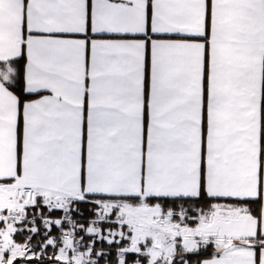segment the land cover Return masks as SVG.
I'll return each mask as SVG.
<instances>
[{
  "label": "snow or ice",
  "instance_id": "1",
  "mask_svg": "<svg viewBox=\"0 0 264 264\" xmlns=\"http://www.w3.org/2000/svg\"><path fill=\"white\" fill-rule=\"evenodd\" d=\"M0 264H264V0H0Z\"/></svg>",
  "mask_w": 264,
  "mask_h": 264
}]
</instances>
